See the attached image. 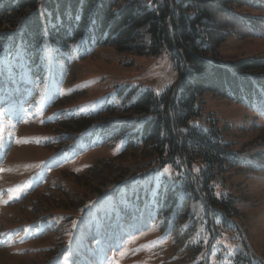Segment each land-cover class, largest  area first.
Segmentation results:
<instances>
[{"label":"rangeland","instance_id":"rangeland-1","mask_svg":"<svg viewBox=\"0 0 264 264\" xmlns=\"http://www.w3.org/2000/svg\"><path fill=\"white\" fill-rule=\"evenodd\" d=\"M231 9L233 32L219 43L216 59L264 63V0H236ZM246 16L258 21L244 25ZM11 33L0 25L3 41ZM15 56L22 58L19 48L0 59V264H244L242 258L264 264L263 94L260 113L204 94L201 116L190 122L205 128L213 120L230 153L247 165L218 168L214 176L216 193L237 209L229 220L235 234L224 231L235 248L225 250L213 231L197 243L201 196L191 198L179 179L159 185L174 170L156 171L139 152L119 155L122 140H109L116 128L154 118L125 110L140 94L178 88L169 53L97 46L67 73L41 80ZM262 67L257 75L264 78ZM248 74L234 76L254 77ZM188 241L201 250L193 259Z\"/></svg>","mask_w":264,"mask_h":264},{"label":"trees","instance_id":"trees-1","mask_svg":"<svg viewBox=\"0 0 264 264\" xmlns=\"http://www.w3.org/2000/svg\"><path fill=\"white\" fill-rule=\"evenodd\" d=\"M235 2L151 0L150 7L143 0H2L0 3V25L7 23L13 30L7 41L10 53L19 48L22 58L15 56V62L24 64L31 77L38 80L48 73H67L72 62L97 46L139 55L170 54L181 80L178 88L167 89L159 97L149 92L140 94L125 110L147 113L154 118L139 120L138 126L116 128L109 134V140H122L119 155L128 150L139 152L152 158V166L174 170L182 191L191 198L198 199V195L203 198L202 234L198 235L201 240L197 243L208 241L213 231L214 237L218 236L219 247L232 251L235 247L224 231L235 234L229 220L237 209L230 207L229 198L216 193L214 176L218 168L221 172L222 167L227 170L247 165L230 153V144L223 140L213 120H205V128L190 126V122L201 116L204 94L217 95L250 112L260 113L257 103L260 94L264 95V78L257 72L264 63L252 60L227 65L216 59L219 43L233 32L236 14L231 7ZM222 21L228 24L227 28H221ZM241 21L246 25L245 22L251 24L258 19L246 16ZM4 42L6 38L3 41L0 37V50ZM238 73L254 77L238 79L234 76ZM165 179L164 176L160 179V185ZM158 216L163 219L167 211L162 210ZM187 245L192 259L199 256L198 244L188 241ZM241 261L250 264L249 259Z\"/></svg>","mask_w":264,"mask_h":264}]
</instances>
